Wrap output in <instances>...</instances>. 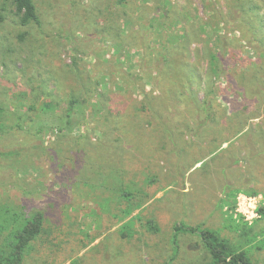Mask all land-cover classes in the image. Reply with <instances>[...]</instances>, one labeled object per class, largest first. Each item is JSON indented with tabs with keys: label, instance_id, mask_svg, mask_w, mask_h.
Returning <instances> with one entry per match:
<instances>
[{
	"label": "rangeland",
	"instance_id": "374dc122",
	"mask_svg": "<svg viewBox=\"0 0 264 264\" xmlns=\"http://www.w3.org/2000/svg\"><path fill=\"white\" fill-rule=\"evenodd\" d=\"M35 1L0 0V210L44 215L23 264H211L180 223L264 264V0Z\"/></svg>",
	"mask_w": 264,
	"mask_h": 264
},
{
	"label": "trees",
	"instance_id": "16d2710c",
	"mask_svg": "<svg viewBox=\"0 0 264 264\" xmlns=\"http://www.w3.org/2000/svg\"><path fill=\"white\" fill-rule=\"evenodd\" d=\"M16 10V14L19 16L20 22L22 25H29L30 23H40V16L38 12V7L35 0H9ZM124 1V0H121ZM241 1V0H238ZM240 8L244 10H253L256 12L257 3H250V8H246V3L242 1ZM4 19V16L0 14V21ZM262 23H259L264 27V21L260 20ZM246 23V21H244ZM217 29V28H216ZM243 31V30H242ZM256 34V31L254 32ZM216 34V33H215ZM220 34L219 39V49L214 51L211 49L209 54L210 63L213 66V74L222 77L224 73H227L229 81L232 84L237 85L235 77L231 74L228 68H225L224 62L222 61L225 56V51L228 49L230 44L225 40V36ZM218 33L216 34V38ZM255 41V39L253 38ZM260 48H264V45L255 41ZM227 52V51H226ZM225 68V69H224ZM250 71V69H248ZM248 90L243 89V92L246 93ZM77 99H73L69 108L68 116L71 117L75 107ZM3 110V106L0 103V114ZM71 118L69 123H71ZM122 199H127L129 201V208L124 210V215L126 217L130 216L136 209H138L142 203H136L132 197H134L132 192L122 190ZM254 191L252 194H256ZM125 197V198H124ZM229 202V201H228ZM232 208L235 209V202L231 203ZM261 218H264V205L259 206L257 210ZM20 216H16L15 219L9 220L7 224L10 227V224H14L15 227L7 231L6 225L3 222L2 210H0V264H23L25 257L33 248V244L36 239L42 234L44 230V215L40 211H35L32 215L25 218V222L21 223ZM247 227L251 226L248 223H244ZM150 227L151 230L157 232L160 230L159 225L155 222L154 219L147 221V227ZM244 228V226H243ZM175 235L180 233H200L201 238L205 244V248L212 256L211 264H254L251 257L248 255L246 250H240L231 243L227 238H224L218 231L211 230L208 228H201L199 226H190L185 224H177L175 227ZM249 229H251L249 227ZM245 232V228L243 229ZM176 243V240H175Z\"/></svg>",
	"mask_w": 264,
	"mask_h": 264
},
{
	"label": "built area",
	"instance_id": "2783aa9c",
	"mask_svg": "<svg viewBox=\"0 0 264 264\" xmlns=\"http://www.w3.org/2000/svg\"><path fill=\"white\" fill-rule=\"evenodd\" d=\"M258 213V212H257ZM259 215V214H258Z\"/></svg>",
	"mask_w": 264,
	"mask_h": 264
}]
</instances>
